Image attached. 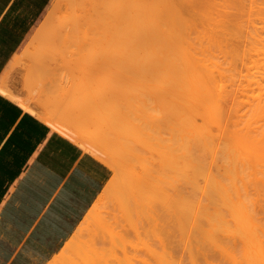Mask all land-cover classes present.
I'll return each instance as SVG.
<instances>
[{"label":"bare ground","instance_id":"6f19581e","mask_svg":"<svg viewBox=\"0 0 264 264\" xmlns=\"http://www.w3.org/2000/svg\"><path fill=\"white\" fill-rule=\"evenodd\" d=\"M54 8L56 11L54 9L52 12L57 13L59 8L63 15L57 18L58 13L57 15L53 13L54 18H64H61L54 27L50 10L48 12L50 15L48 13L47 15L53 23L48 22L50 25L48 26L45 18L47 30L43 27V30L47 31V35H44L47 40L41 35L42 32L46 33L43 30L41 33L38 32L43 38L39 36L38 38L42 43L51 42L50 44L55 46L62 43L61 49L52 50L53 52H48L47 55L43 54L42 57L46 59H38L37 63H34L46 64V68L54 70L55 77L48 79L55 81V84L51 82V85H55L56 90L57 87L67 88L65 89L67 91L61 90L62 96L76 99L66 101L62 100L66 98L65 96L63 98L60 96V102L66 101L72 106L82 104L83 110L87 109L85 111L87 115L84 112L85 118L92 114L94 117L96 114L95 121L94 119L90 121L97 123L98 129L93 126L97 134H93L94 129L90 133L91 130L87 131L86 127L84 129L89 133L79 132L81 129L78 131V126L75 124L72 126L65 121L66 119L62 120L63 116H58L54 109L47 108L48 102L50 105L54 103V101L51 103V100H59V96H55L59 93H54L53 97L50 94L52 91L45 92L52 88L50 81L47 83L46 76L38 72L41 68L33 67L35 64H32V69H26L29 71L31 69L32 74L35 73L34 75L30 73L34 77L32 79L29 75L28 79L34 80L36 85L33 82L32 87L31 81L22 79L33 89L25 86L27 88L25 90H30L27 91L30 92L27 100L18 95L20 90L15 92L12 87L14 85L9 86L6 81L0 83V91L21 103L25 109L34 112L41 120L71 137L113 169V176L103 188L105 192H109L108 194L117 191L114 193L115 196L113 195L112 204L104 206L108 208L107 211L99 206V210H104L102 213L87 214L88 218H83L86 225L83 226L84 223L81 221L83 227L79 231V224L77 230L82 234L93 221H97L95 227H98V231L101 229V233L115 235L112 238H115L113 240H116V243L120 242L116 237L121 238L129 233L128 226L137 228L136 231L140 230V234L137 233L144 239L149 237L142 235L145 230L149 232L146 234H150L151 229L156 234L165 231L172 240L180 237L179 241L184 242L189 264H264V0H57ZM29 42L31 44L27 45L28 51L34 48L32 41ZM116 42L121 46L125 56L120 61L114 57L108 59L110 52L111 55L120 53L115 50L117 52L115 54L112 50L113 43ZM34 50L32 54L26 50L28 56L36 55L37 52ZM49 55L54 58L55 63ZM21 58L23 60V57ZM20 59L18 63L22 61ZM111 60L118 61L119 68H122V71L118 68L120 72L126 74L127 71H123L127 70L123 69L124 65H127L126 68L131 65L130 69L136 70L135 80L128 79L130 75H127V79L123 75L121 80L135 81L137 88L133 86V82L129 89L127 86L125 90L122 88L120 94L101 91L102 93L106 91L104 94L106 96H101L99 92L101 89L97 88L99 90L97 92L95 88H88V84L93 83L92 80L99 76L101 81L111 83L110 86L114 83L113 90L124 86L125 81L117 79L122 75L117 74L120 73L116 71L117 65L116 67L113 65V68L108 66L106 70L105 65ZM103 67L105 71L101 70ZM109 67L111 71L113 69L111 73ZM132 70L129 71L131 76ZM165 70L169 71L167 75L160 73ZM29 71L26 73L29 74ZM102 72L106 73L103 75H108V78L105 76V79L102 78ZM39 74L44 80L39 79ZM95 82L93 86L98 87L97 81ZM115 82L122 85L117 86ZM46 84H49L48 89H45ZM153 84L160 90L168 92L166 96L173 90L174 99L165 98L162 104H157L161 102L159 100L156 102L159 107H152L151 103L161 99L159 95L162 94L159 91V95L153 96L152 90L146 91V88H152ZM20 86L18 87L21 88ZM80 88H88L87 92L94 89L92 92H97L104 100L113 99L97 111L98 106L95 107L92 102L93 106L86 104L87 107L84 106L85 101L84 104L81 103L83 100L80 99H85L87 94L84 92L85 89ZM34 89L40 90L39 94L33 92ZM52 90L55 92V89ZM39 95L44 96L47 103L46 101L44 103V97L41 99ZM90 105L91 108L95 107L96 111L88 110ZM66 116L69 117V114ZM84 122H87L86 119ZM84 122L80 120L78 124ZM100 196H98L100 199L94 202L96 205L100 203ZM105 229H113L115 234L113 231L112 234L108 233ZM78 231L74 232L79 237ZM88 231L90 233L93 230ZM88 231L84 232L87 238L90 237ZM101 233L98 235L97 232L95 236L89 238L91 244L96 238L100 239L99 243L101 242L102 238L98 236L105 234ZM167 235L161 234L159 237L162 240L168 237ZM72 236H75L74 233ZM81 236L79 238H84ZM152 237L155 238L156 235L153 234ZM74 239H77L76 236ZM172 240L169 242L172 243L171 247L175 244ZM103 241L105 240H102L101 244L97 243L98 247ZM152 241L156 243L159 240ZM121 242L118 244L122 246ZM137 243L136 245L134 243L133 247L125 243L126 247L123 245L122 249L124 251H127L126 248L130 249L128 251H131L129 252L131 254ZM83 244L78 247L82 249L87 247ZM110 245L112 242H104L103 247L99 248L112 249V255L113 249H116L114 251L119 252L120 258H125L117 246L112 245L109 248ZM69 246L64 245L61 250L65 249L67 252ZM165 246L166 250L163 251L169 252L171 247L167 246V243ZM143 247L147 246L142 245L140 248ZM140 248L138 254H141ZM178 248V251L174 252L173 246L171 250L172 262L184 264L182 259L176 261L175 254L180 253V247ZM72 249L75 251L76 248ZM64 251L62 253H65ZM74 251L71 250L72 253L69 254H75ZM85 251L86 248L83 252ZM87 251L90 253L89 256L81 252L78 257L81 258L79 264L84 261L82 255L84 259L90 257L86 259L87 263L82 262L84 264H96L97 260L107 257L105 254L101 258L103 254L100 253L103 252H99L100 258L94 259L93 263L91 259L94 255L91 252L93 250L87 248ZM143 251V256L152 257V254H147L152 250L147 253L146 250ZM137 252L134 251L135 255ZM167 252L166 255L162 252L163 256H167L169 254ZM62 253L57 257L61 258ZM129 253L126 252L127 258ZM184 255L183 251L182 256ZM129 256L131 258L132 254ZM171 257L168 259L171 260ZM120 258L118 259L122 261ZM134 258L135 262L139 263L140 258L137 259L136 256ZM52 259L54 260V257ZM133 259H130V264L134 263ZM164 259L166 260L165 257ZM164 259L162 258L163 262ZM52 261L53 264L56 259ZM72 261L70 259L64 263L73 264ZM159 261L161 262L160 259ZM48 263L51 264L50 261Z\"/></svg>","mask_w":264,"mask_h":264},{"label":"crops","instance_id":"0c3cea01","mask_svg":"<svg viewBox=\"0 0 264 264\" xmlns=\"http://www.w3.org/2000/svg\"><path fill=\"white\" fill-rule=\"evenodd\" d=\"M50 0H0V83ZM0 91V264L58 246L110 166Z\"/></svg>","mask_w":264,"mask_h":264},{"label":"rangeland","instance_id":"374dc122","mask_svg":"<svg viewBox=\"0 0 264 264\" xmlns=\"http://www.w3.org/2000/svg\"><path fill=\"white\" fill-rule=\"evenodd\" d=\"M56 1H57V0H50V2H49V4L47 5L45 11H44L43 14L40 16V18L36 21V23H35L33 29L31 30V32H30V34H29V37L27 38V40H26V42H25V44H24V46H23V48L19 51V53H18L17 55H15V58H14L13 62L11 63V67H10V69H9L6 73L3 74V78H2L3 80H2V82H3V81H4V82L6 81V84H7V82H8V85H9V86H12V84H13L14 86H12V87H13V89L15 90V92H19V90H20V93H18V95L20 94V96H23L22 98H23V99H26V100L28 99V97H30V92L28 93L27 91L33 90V89L31 88V85L29 86V85H27V83H26V80H27L28 78H30V76H31V78L34 77V76H32V75H34L35 73L32 74L33 72H31L32 66H33L35 63H37L38 59H39V60H40V59H44V60L46 59V58L42 57L43 54L46 53V55H47L48 52H53L52 50H58V48L61 49V45H62L61 42H60L61 45L57 44V46H55V45H53V44H50L51 42H49V43L47 42L48 44L45 43L46 41L44 42V40H47L46 36H44V35H47V31H45V29L47 30L46 26H47L48 22H51V21H52V20L50 21V19H51L50 17L53 16L52 19H54V21H53V22H54V27H55V25L58 24L59 21H61V18H64V17H61V18H59V19L54 18V14H55L56 12H52V11L55 9L54 6H55ZM56 6H57V5H56ZM59 7H60V3H59ZM50 10H51V12H50L51 15H50V13H48ZM57 10H58V11H57L58 15H57V13H56L57 18H58L59 16H63L62 13L60 12L59 8H57ZM54 11H56V9H55ZM47 13L50 15V17L47 15ZM53 13H54V14H53ZM46 15H47V17H46ZM48 17H49V18H48ZM45 18H46V20H47V24H45V23H46V22H45V21H46ZM44 20H45V21H44ZM43 21H44V23H42ZM53 22H51V23H53ZM51 25H52V24H51ZM48 26H50V25L48 24ZM43 27H45L44 30H43ZM38 28H39V29H38ZM40 28H41V30H40ZM50 28H51V27H50ZM52 28H53V27H52ZM48 29H49V27H48ZM37 30H38V31H37ZM39 30H40V31H39ZM42 30L45 31L46 33H45V34H42V33H44V32H42ZM50 30H51V29H50ZM36 31H37V32H36ZM38 32H40V33L42 32L41 35L45 37L44 40H42L44 43H42L41 41H39V40H40L39 38L42 37V36H41L40 33H38ZM48 32H49V30H48ZM34 34H36L37 37H36ZM33 36H34V37H33ZM38 36H39V38H38ZM32 37H33V38H32ZM37 38H38V40H37ZM42 38H43V37H42ZM42 38H41V39H42ZM30 40L32 41V46H34V48H36L35 50H34V48L31 49V48L29 47L31 51H30V50L28 51V46H27V45H28V43H30V42H29ZM57 42L59 43V40H58ZM30 44H31V43H30ZM44 44H45V46H44ZM113 45H114V47L112 48V50H114V51H115V50H116V51H119L120 53L118 52L119 55H118V54H117V55H111V52H110V54H109V52H108V54H109V55H108V59H109V58L111 59V58L114 57L116 60H119V61H120L122 58H125V56L123 55V52H122L121 46L118 45L117 42H116V43H113ZM29 46H30V45H29ZM40 46H41V47H40ZM46 46H47V47H46ZM26 48H27V49H26ZM25 49L28 51L29 54H32V51H33V50L36 51L37 53H36V55L33 54V56H31V55L28 56L27 51H26ZM42 50H43V51H42ZM110 50H111V49H110ZM116 51H115V54L117 53ZM23 52H24V53H23ZM33 53H34V52H33ZM38 53H39V54H38ZM58 53H59V51H58ZM58 53H56V57H57V58H58V55H57ZM37 54H38V55H37ZM54 54H55V52H54ZM112 54H113V52H112ZM131 54H132V53H131ZM22 55H23V56H22ZM34 55H35V56H34ZM50 55H51V54H50ZM50 55H49V57H50ZM52 55H53V54H52ZM131 56H132V55H131ZM21 57H23V60H22ZM20 58H21V59H20ZM32 58H33L35 61H34ZM50 58H53V57L51 56ZM19 59L22 60L20 63H18ZM55 59H56V58H55ZM108 59H107V60H108ZM115 59H114V60H115ZM49 60H50V59H49ZM53 60H54V58H53ZM46 61H47V60H46ZM34 62H35V63H34ZM47 62H48V61H47ZM51 62H52V61H51ZM107 62H108V63L105 65V66H107V67H106V70H107L108 66H111V67H112L113 65H114L113 67H116V65L118 66V63H117L118 61H117V62H114L113 60H111V62H110V61H107ZM39 63H40V62H39ZM39 63H38V64H35L33 67H35V66L37 67V66H38L39 68H41V69H39L40 71H38V72H40V73L42 72V74H43L44 76H46V78H47V83H48V81H50V86L52 87V88H49V84L44 85V86H46L45 89H48V88L51 89V90H45V89H44L45 92H47V91H52L53 93H50V92H49V93H50L51 95H53V97H55V96H59V97H58L59 100H51V103H52V101H54V103H52V104H55V106H53L52 104L49 105V102L47 103V101H46L47 99H45V97H46V93H45V92H44V93H45V97L39 95L40 98H41V97H44L43 99H45V100H44L43 102L45 103V101H46L47 106H48L47 108H49V109H54L55 112H56V114H57L58 116H63V117H61L62 120H65V119H66L65 121H68L69 123H71L72 126H73V124H75L76 127L78 126L79 129H77V130L79 131V130L81 129V131H79V132H81V133H86V132L89 131V130H91V131H90V133H91V132L93 131L94 127L97 128V123L95 124V122H91V121H90L91 119H94V121H95V119H96V118H95L96 114H95L94 112H92V113L95 114L94 117H93V116H92L93 114H92L91 112L88 111V112H89L90 114H92V115H90L89 117L87 116L88 118H87V117L85 118V116L87 115L85 111H86L87 109L84 111V110H83V105H82L81 103L84 104V101H85L86 103H85L84 106H86V104H88L87 106H89V104H91V105L93 106V104H94L95 107L98 106V107H97V111H99L100 108H102V106L104 107V106L108 105V101H109L110 99H113V98H110L108 101L105 99V100H106V101H105L104 99H102V97H99V96H98V93H97V92L99 91L98 89H101L99 92L101 93V96H102V95H104V94H106V93H109V92H112V91H113V93H115V94H116V93H117V94H120V93H121L120 90H121L122 88H123V90L127 89V87H128V89H129V86H131V84H132L133 82H134V85H133V84H132V85H133L135 88H137V87L135 86V85H137V84H136L137 82L135 83V81H133V80H132L133 82H131V81H127V80H126V79H127V75H130V76H129L130 78H128V79H131V78H132V79L135 80L136 77H137V74H135L136 70L134 71V68H133V70L130 69V68H132L131 65H130L129 68H126L127 65H124L125 68H123V69H127V70H123V71H127L126 74H125L124 72H120V71H119V70L122 71V68L120 67V68H121V69H120L119 66H118V67H116L117 69H116V68H115V69H116V71H117L118 68H119L118 72H120V73H117V74L120 75V74L122 73V75L119 76L120 78L117 77L118 81H119V79L121 80V77H122L123 75L126 76V77L124 76V77L126 78V79L124 78V79H125V80H124L125 82L121 80L122 82H124V84H123L124 86H122V87L120 86V88H119L118 90H116L117 88L113 90V87H114L113 85H114V83L112 82V80L110 79L111 82L113 83V85H111V86H112V88H111V86H110L111 83H109V82L107 81V82H106V83L108 84V85H107L104 81H101L102 79H100L101 77L99 76V78H94V80H92L93 83L90 82V84H88L89 87H88V85L86 86V87H88V88H90V89H91V88H95V90H97V92H92V91L94 90V89H92V91H91V92L93 93V94H92V93L89 92V91L87 92V90H89L88 88H80L81 90H83V89L86 90V91H84V92L87 94V96L85 97V99H80V101L83 100V101H81V103L78 102L79 100L77 99L78 101H76V102L80 103L81 105H79V104L77 105V104H75V103L73 102V104H75V105H77V106H75V105L72 106L69 102L66 103V101H67L68 99H71V98H72V100H73V99L76 100V99L73 98V97L70 98V97L68 96L69 98L67 99V96L64 95L66 98H64V99H62V100H66V99H67V100H66L65 102H64V101H61V102H60V96H61V98L64 97V96H62V94H61L60 92H61V90L64 91V90L67 89V88H65V89H61V88L57 87L58 89L56 90V88L54 87L55 85H53V86L51 85V82H54V84H55V81L48 80V79H50V78L53 79V78L55 77V74H54V73H56V72H53L54 70H52L50 67H49V68H46V67H45L46 64L44 65V64H42V63H40V64H39ZM45 63H46V62H45ZM49 63H50V61H49ZM49 63H48L47 65H49ZM53 63H55V60L53 61ZM53 63H50V64L53 65ZM122 63H123V62H122ZM122 63H121V64H122ZM32 64H33V65H32ZM119 65H120V64H119ZM57 66H58V65H57ZM51 67H52V66H51ZM53 67H54V66H53ZM113 67H112V68H113ZM26 68H31V69H30V71H29V69H26ZM56 68H57V67H56ZM53 69H55V68H53ZM57 69H59V68H57ZM128 69L132 70V73H133L132 76H131V73H130L131 71L129 70V71H130V72H129ZM27 70L29 71V74L26 73ZM55 70H56V69H55ZM101 70L103 71V70H104V67H103V69H101ZM101 70H100V71H101ZM57 71H58V70H57ZM104 71H105V70H104ZM112 71H113V69H112ZM112 71H111V69H110V67H109V72L111 73ZM116 71L114 70L115 73L113 72V73H114V77L116 76V75H115V74H116ZM58 72H59V71H58ZM58 72H57V73H58ZM96 72H97V71H96ZM98 72H99V71H98ZM106 72H107V71H106ZM109 72H107V74H109ZM128 72H129V74H128ZM30 73H31L32 75H30ZM59 73H60V72H59ZM59 73H58V75H59ZM113 73H112V74H113ZM136 73H137V72H136ZM160 73L163 74V75H167V74L169 73V71H166V70H165V71H161ZM37 74H38V73H37ZM53 74H54V75H53ZM103 74L106 75V73H103V72H102L101 75H103ZM29 75H30V76H29ZM99 75H100V74H99ZM105 75H103L102 78H103ZM27 76H28V77H27ZM36 76H37V75H36ZM94 76H95V75H94ZM97 76H98V74H97ZM107 76H108V75H107ZM107 76H105V77L108 78ZM109 76L112 78L111 75H109ZM39 77H40L39 79H41L40 74H39ZM42 77H43V76H42ZM95 77H96V76H95ZM105 77H104V79H105ZM37 78H38V76H37ZM46 78H45V79H46ZM7 79H8V81H7ZM9 79H10V80H9ZM22 79H26V80H22ZM32 79H33V78H32ZM32 79H30V80L28 79L29 82H30ZM112 79H113V78H112ZM115 79H116V78H115ZM41 80H44V79L42 78ZM22 81H24L26 84L23 83ZM36 81H37V80H36ZM95 81H97V83L99 84V85L97 84L98 87L93 86V84L96 83ZM114 81H115V80H114ZM31 82H32L31 84H32V87H33V86H34V85H33L34 80L31 81ZM94 82H95V83H94ZM21 83H22V84H21ZM36 83H37V82H36ZM115 83H116V82H115ZM15 84H16V85H15ZM20 84H21V86H20ZM23 84H24V85H23ZM28 84H29V83H28ZM34 84H35V82H34ZM38 84L40 85V83H38ZM38 84H37V85H38ZM116 84H117V83H116ZM116 84H115V85H116ZM118 84H119V85H122V83H118ZM118 84H117V86H119ZM17 85L20 86L22 89L19 88ZM26 85H27L28 88H31V89H30V90H25V89H27V88L25 87ZM35 85H36V84H35ZM22 86H23V87H22ZM44 86H43V87H44ZM47 86H48V87H47ZM126 86H127V87H126ZM151 86H152V88L149 89V87H147V88H146V91H148V90H152V92H153V96H155V95H159V94H160L159 91L162 93L161 95H159V96H161V99H157L156 101H153V102L151 103L152 107H155V108H156V106L159 107V105H156V102L159 101V100H161V102H157V104H159V103L162 104V103L164 102L165 98H169V97H171L172 100L174 99V97H172V96H173V93H174L173 90H172L173 93H172V92H169V96H166V95H168V92L166 93V91H162V90H160L159 88L156 87V84H153V85H151ZM15 87H16V89H15ZM39 87H40V86H39ZM53 87H54V88H53ZM36 88H37V87H36ZM36 88H35V89H36ZM97 88H98V89H97ZM35 89H34L33 92L36 91ZM52 89H55V92H54ZM147 89H148V90H147ZM23 90H24V91H23ZM58 90H60V91H58ZM95 90H94V91H95ZM103 90H106L107 92L105 91L106 93H105V92L102 93ZM115 90H116V91H115ZM123 90H122V93L124 92ZM130 90H131V87H130ZM39 91H40V90H37L36 92H38V93H36V94H39ZM65 91H67V90H65ZM101 91H102V92H101ZM25 92H26V95H25ZM42 92H43V91H42ZM57 92L59 93V95H58V94H57V95L54 94V93H57ZM27 93L29 94L28 96H27ZM44 93H43V94H44ZM62 93H65V92H62ZM94 93L97 94V95H95ZM100 93H99V95H100ZM34 94H35V93H34ZM47 94H48V93H47ZM50 94H49L48 96H50L49 98L51 99L52 97H51ZM60 94H61V95H60ZM65 94H67V92H66ZM54 95H55V96H54ZM113 95H114V94H113ZM121 95H122V94H121ZM97 96H98L99 98H98ZM104 96H106V95H104ZM104 96H103V98H104ZM114 96H115V95H114ZM100 98H101V99H100ZM41 99H42V98H41ZM54 99H57V98H54ZM48 100H49V99H48ZM72 100H70V102H71ZM132 101H133V100H132ZM162 101H163V102H162ZM91 102H92L93 104H92ZM165 102H166V101H165ZM91 105H90V108L88 107V110H92V109L95 110V107L91 108V107H92ZM87 106H86V107H87ZM155 108H154V109H155ZM162 108H163V107H162ZM162 108H161V109H162ZM66 109H67L68 111H67ZM65 110H66L67 112H66ZM76 110H77V112H76ZM78 110H80V112H78ZM94 110H93V111H94ZM95 111H96V110H95ZM59 112H61V114H60ZM84 112H85L86 115H84ZM88 112H87V113H88ZM70 113H71V114H70ZM72 113H74V115H73ZM89 113H88V115H89ZM68 114H69V117L66 116V115H68ZM75 114H76V115H75ZM72 115H73V116H72ZM64 116H65V118H64ZM70 116H72V117H70ZM78 117H79V119H78ZM69 118H70V119H69ZM73 118H74V119H73ZM82 118L86 119L87 122H84V119H82ZM80 120H83L84 124H78V123H80ZM81 125H84V126L82 127ZM80 126H81V128H80ZM93 126H94V127H93ZM76 127H75V128H76ZM84 127H86V130H87V131L84 129ZM88 128H89V129H88ZM97 129H98V128H97ZM84 130H85V131H84ZM95 130H96V129H94V133H93V134H97V132H95ZM87 133H89V132H87ZM111 169H112V168H111ZM112 171H113V169H112ZM113 173H114V171H113ZM112 176H113V175H112ZM110 179H111V178H110ZM106 185H107V183L103 186V188H105ZM123 185H124V184H123ZM103 188H102L103 191L101 190L99 193H97V194L93 197V199H92V201L90 202V204L88 205V207H86V209L82 212L81 216H79V219H78L77 223L73 226V228L71 229V231H70L69 233H67V234L61 239V241H60V243L58 244V246H52L51 243H50L49 241H47L46 244H44V245L42 244L40 247H37V248H35V249L28 250L27 252H23V253H22V257H20V258L17 260L18 262H16V263H17V264H49L48 262L50 261V263H51V261L53 260L52 258L54 257V260L56 259V261H58V262L55 261L57 264H58V263H59V264H62V263H64V262H69L70 259H72V260L74 261V262L72 261L73 264H79V261L81 260V258H78V257H80L81 252L84 253L83 250H84L85 248H86V251H87V248H88V249H92V250H93V251H91V252H93L94 255H92V256L90 255V256L92 257L91 259H92V262H93V263L95 262L94 259H99V258H100V256H99V252H103V253H100L101 255L103 254V256H101V258L104 257L105 254H106L105 256L108 257V260H107V257H106V259H105V257H104L105 260H104L103 258H102V260H101V259L97 260L98 263L95 262L96 264H106V263H107V264H112V263H115V262H116V263L118 262V264H128V263L130 264V263H131V260H130V259H133L134 256H136L137 259L140 258L141 263L143 262L144 264H148V263H149V264H151V263H152V264H157V263L160 264L161 262H162L161 264H173V262H172V258H173V257H171V254H172V251H171V250L173 249V246H174V250H173L174 252H175L176 250L178 251V249H179L178 247H180V251H179L180 253H179V254H178V253L175 254V255L177 256V258H176V256L174 255L175 258H176V261H179V260L182 259V260H184V264H189V262H188V260H187L188 258H187V255H186L187 253H185V252H186L185 250L187 249V247H186V248L184 247V245H185L184 242L182 241V243H181V241H179L178 238H180V237L175 238L176 240H174V239L172 240V238L169 237L165 231H163V233L160 232V231L158 232V234L161 233V234H163L164 236H166V235L168 236V237H164L165 239L162 238V240H161V237H159V235L161 236V234H159V235L156 234L152 229H151V233H150V234H146V233L148 232V230H145V229H144L145 231L142 230V231H144V232H143V234H142V233H141V234H142V235H145V236H146V235H149V237L147 236V238L144 239L143 237H140V235H139V234H140V233H139L140 230H139V231H136L137 228H133V227L130 228V226H128V227H129V233H126V235H123L121 238L116 237L117 239L120 240V242L122 241L121 244H123V245L126 243L127 245L129 244L130 246L133 247V244H134V243H135V245H136V243L139 242V243H137V244H138V245L140 244L139 246H140L141 248H142V245L147 246V247H143V249L146 250V251H145L146 253H147L148 251H151V250H152V251H151L152 253H151V252H150V253H147V254H150V255L152 254V257L149 256V255H147V254H145V255H147V256H143V255H144V253H143V252H144L143 249H141V248L137 245V247H136L137 249H136L135 247H134V249H133V248H132V249H133V250L135 251V253H136V252L138 251V248H140L141 254H140V253H139V254L142 255L143 257H141V256L138 254V252H137V254H138L139 256H138L137 254L135 255L134 251H132V253H131L132 256H131V258H130L129 255H131V254H130L129 252H131V251H128V250H130V249L126 248L127 251H126V250L124 251V249H122V246H123V245L121 246L120 244H118V243H120V242L117 241L118 243H116V240H113V239H115V238H112V236H115V235H111V236H110V234H109V236H108V234H106L107 232H102V233H105L104 235L108 236V237H107V240H106V236L104 237V235H102V236H98L99 238L101 237L102 240H105V241H103L102 245H104V242H107V243H108V242H112V245L117 246L116 248H117V249H120V251L122 252L121 255H122V256L125 255V258H120V256H119L120 254H118L119 252H118V251H114V250H116V249H113V255H112V249H109V250H108V247H107V248L104 247V249L102 250V248H99V247L102 246V245H99V247H98V244H97V243H99L100 239L98 240L96 237H93V238H96V239H94V241L92 240V244H91V240H90L91 238H90V237H92V235L95 236L94 234H97V232H98V235H100L99 233H101V232H100L101 229L98 231V227H97V228L95 227V226H97V221H93V223L91 224V226L89 225L88 228L84 231V232H86V231H88V230H93V231H94V232H93V231H90V233H89V231H88V234L90 235V237H89V236H88V237H89L90 239L87 238V234H85L84 232L81 234V233L79 232L80 229H81V227H83V226L86 225V224L83 222V221H84L83 218H88V217H87V214L90 215V214L93 213V212L100 213L101 211L103 212L104 210L107 211L108 208H107V207L104 208V206H107V205L112 204L111 202H112V200H113V198H114V196H115L114 193L117 192V191H116V192L112 191V192L110 193V194H111V195H110V194H108L109 192H108V193L105 192L106 190L104 191ZM121 188H122V187H121ZM118 190H119V189H118ZM103 192H105L106 195L103 194ZM100 193H101V194H100ZM99 194H100V195L103 194V195L100 196ZM113 195H114V196H113ZM98 196L101 197V200H102V198H103V199L105 198V199H104V201H101V200L99 201V200H98L100 203L98 202L99 205H96V204H95V203H96V200H97V199H100ZM94 202H95V203H94ZM109 202H110V203H109ZM93 203H94V204H93ZM106 204H107V205H106ZM99 206H100V208L103 207L104 210H99V209H100V208L98 209ZM108 207H109V206H108ZM111 207H112V206H111ZM109 210H110V207H109ZM102 212H101V213H102ZM85 216H86V217H85ZM86 220H87V219H86ZM86 220H85V221H86ZM81 221L84 223L83 226L81 225ZM83 223H82V224H83ZM86 223H87V222H86ZM95 223H96V224H95ZM79 224H80V225H79ZM78 225H79V229H78L79 231L77 230ZM126 229H127V228H126ZM105 230L108 231V233L111 232V234H112V231H113L114 234H115V231H114L113 229H105ZM127 230H128V229H127ZM127 230H125V231H127ZM130 230H132V232H130ZM133 230H134V232H133ZM74 231H75V232L78 231V232H79V235H80V236L82 235L81 237H84V238H79L80 236L78 237V234L76 235ZM101 231H102V230H101ZM135 231H136V232H135ZM91 232H92L93 234H92ZM123 232H124V230H123ZM127 232H128V231H127ZM137 232H138L139 234H138ZM73 233H74V235L76 236L77 239H74L75 236H72ZM76 233H77V232H76ZM102 233H101V234H102ZM124 233H125V232H124ZM124 233H123V234H124ZM148 233H149V232H148ZM84 234H85L86 237L84 236ZM151 234H152V235H151ZM153 234H154V236L156 235L155 238H156L157 240H159V241H157L154 237H152ZM96 236H97V235H96ZM131 236H132L133 238H132ZM145 236H144V237H145ZM103 237H104V239H103ZM130 237H131L132 239H131ZM151 237H152L153 239H152ZM69 238H71V239H69ZM148 238H150V239L148 240ZM167 238L169 239V241H168ZM170 238H171V239H170ZM181 238H182V237H181ZM80 239H83V240H80ZM88 239H89V240H88ZM110 239H111V241H110ZM151 239L157 241L159 244L157 245V244H156L157 242H156V243H153V241H152ZM166 239H167L168 242H167V241H164V240H166ZM73 240H76V241H78V242L75 243V241H73ZM95 240H96V242H95ZM97 240H98V242H97ZM102 240H101V242H102ZM171 240H172V242H175V244L172 245V247H171V245H170V244H172V243L169 244V242H171ZM177 240H178V241H177ZM180 240H182V239H180ZM87 241H88L89 243H88ZM150 241H151V243H153V245H151ZM71 242H73V243L71 244ZM85 242H86V243H85ZM93 242H95V243H93ZM101 242H100L99 244H101ZM114 242H115V243H114ZM83 243L86 244L87 247H84V246H83L84 249H82L81 247H78V245L83 244ZM147 243H149V244H147ZM166 243H167V246L170 245L169 247H171V248H170L171 250H170L169 252H167L168 250L166 251L167 253L170 254V255L168 254L169 257H168V255H167V256H163V255H164L163 253H165V255H166V252L163 251V249L166 250V246H165ZM176 243H177V244H176ZM73 244H75V245H73ZM84 244H83V245H84ZM90 244H91V245H90ZM96 244H97V245H96ZM126 244H125V245H126ZM131 244H132V245H131ZM154 244H156V245H154ZM160 244L162 245V247H160ZM168 244H169V245H168ZM64 245H67V246L71 245V246H69V247H70L69 251H68V249H67V250H66L67 252H65V251H64L65 249H63V251H64L65 253H62L63 251H62L61 249L64 247ZM89 245H90V246H89ZM95 245L99 248V249L97 248L99 251L96 249ZM107 245L109 246V244H107ZM112 245H110L109 248H111ZM119 245H120V246H119ZM125 245H124V248L126 247ZM148 245L150 246L149 248L152 247V249L149 250ZM176 245H178V246H176ZM76 246L78 247V249H77ZM105 246H106V244H105ZM115 246H113V248H114ZM130 246H128V247H130ZM69 247H68V248H69ZM71 247H72V248H76L78 251H79V249H82V251H81V252L79 251V252H80V253H79L78 251H76V249H75V251H74ZM102 247H103V246H102ZM119 247H120V248H119ZM169 247H167V248H169ZM64 248H66V246H65ZM147 248H148V249H147ZM161 248H162V250H161ZM176 248H177V249H176ZM182 248H183V249H182ZM71 250L74 251L75 254H73V255L69 254V252L72 253ZM94 250H95V251H94ZM105 250L107 251L106 253H105ZM181 250H182V251H181ZM61 251H62V252H61ZM86 251H85V253H87L86 255L89 256V254H90L89 251H87V252H86ZM97 251H98V252H97ZM108 251H111V253L108 252ZM161 251H162L163 253H162ZM183 251H184V254H185L184 256H182V255H183ZM95 252H96V254H95ZM114 252H115V253H114ZM116 252H117V253H116ZM121 252H120V253H121ZM126 252L129 253L128 258H130V259L127 258ZM153 252H154V253H153ZM158 252H161L162 254H161V253H158ZM174 252H173V253H174ZM61 253H62L63 256H62L61 258H58L57 256L60 257V256H61ZM66 253H67V254H66ZM85 253H84V254H85ZM78 254H79V255H78ZM91 254H92V253H91ZM123 254H124V255H123ZM133 254H134V256H133ZM180 254H181V255H180ZM108 255H109V256H108ZM116 255H117V256H116ZM160 255H162L163 257H160ZM172 255H173V254H172ZM178 255H179V256H178ZM69 256H71V258H68ZM83 256H84V255H82L81 257L83 258L84 261H82V262H84V263L86 262V259H87V258L90 259V257H87V256H86L87 258L84 259ZM110 256H111V257H110ZM113 256H114V258H113ZM115 256H116V259H115ZM122 256H121V257H122ZM153 256H154L155 259L153 258ZM94 257H96V258H94ZM109 257H110V258H109ZM138 257H139V258H138ZM144 257H146V258H144ZM164 257L166 258V260L164 259ZM170 257H171V260L168 259V258H170ZM57 258H58V259H57ZM66 258H67V260H66ZM118 258L123 259L124 261L122 260V261H123V262H122V261H120ZM141 258H142L144 261H143ZM162 258L165 260V262L162 261ZM51 259H52V260H51ZM59 259H60V260H59ZM68 259H69V260H68ZM159 259L161 260V262L159 261ZM54 260H53V261H54ZM75 260H78V262H76ZM87 260H88V259H87ZM93 260H94V261H93ZM129 260H130V261H129ZM135 260H136V259L134 258L133 261H132V262H134L133 264H141L140 261H139V263H136L137 261L135 262ZM167 260H168V261H167ZM173 260H174V259H173ZM53 261H52V262H53ZM55 262H54L53 264H55ZM82 262H80V263H81V264H84V263H82ZM87 262H88V261H87ZM87 262H86V263H87ZM90 262H91V260H90ZM145 262H146V263H145ZM147 262H148V263H147ZM51 264H52V263H51ZM64 264H65V263H64ZM66 264H67V263H66ZM68 264H69V263H68ZM70 264H71V263H70ZM91 264H92V263H91Z\"/></svg>","mask_w":264,"mask_h":264}]
</instances>
